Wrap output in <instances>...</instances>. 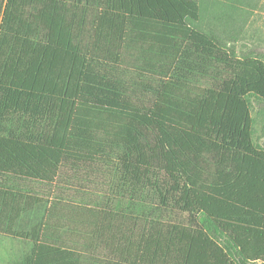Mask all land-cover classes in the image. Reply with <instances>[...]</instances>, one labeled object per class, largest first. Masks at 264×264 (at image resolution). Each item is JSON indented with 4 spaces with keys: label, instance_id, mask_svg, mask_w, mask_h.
I'll list each match as a JSON object with an SVG mask.
<instances>
[{
    "label": "trees",
    "instance_id": "obj_1",
    "mask_svg": "<svg viewBox=\"0 0 264 264\" xmlns=\"http://www.w3.org/2000/svg\"><path fill=\"white\" fill-rule=\"evenodd\" d=\"M245 23L203 0H0V239L27 247L0 264H264Z\"/></svg>",
    "mask_w": 264,
    "mask_h": 264
},
{
    "label": "rangeland",
    "instance_id": "obj_2",
    "mask_svg": "<svg viewBox=\"0 0 264 264\" xmlns=\"http://www.w3.org/2000/svg\"><path fill=\"white\" fill-rule=\"evenodd\" d=\"M223 0H203V4L209 10H212L216 4H221ZM224 7L221 6V9ZM255 11L252 15L245 16L247 23H245L244 29L248 32V34L252 32H257L264 39V15L261 14L262 11L259 7H255ZM24 245H21L17 242H13L6 239H0V257H16L26 249Z\"/></svg>",
    "mask_w": 264,
    "mask_h": 264
},
{
    "label": "crops",
    "instance_id": "obj_3",
    "mask_svg": "<svg viewBox=\"0 0 264 264\" xmlns=\"http://www.w3.org/2000/svg\"><path fill=\"white\" fill-rule=\"evenodd\" d=\"M221 6L224 7L221 10L229 21L236 19L238 21H246L247 23L245 16L257 12L255 11V7H259L262 11L261 14L264 15V0H223L221 4H216L214 8ZM233 16L237 17L233 18Z\"/></svg>",
    "mask_w": 264,
    "mask_h": 264
}]
</instances>
